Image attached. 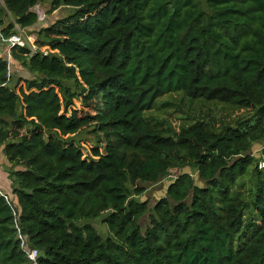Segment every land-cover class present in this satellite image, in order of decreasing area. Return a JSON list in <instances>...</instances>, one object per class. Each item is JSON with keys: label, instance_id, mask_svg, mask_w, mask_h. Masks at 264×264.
<instances>
[{"label": "trees", "instance_id": "1", "mask_svg": "<svg viewBox=\"0 0 264 264\" xmlns=\"http://www.w3.org/2000/svg\"><path fill=\"white\" fill-rule=\"evenodd\" d=\"M45 3L73 12L12 47L32 76L0 56V264H34L20 235L37 264H264V0H0L2 36Z\"/></svg>", "mask_w": 264, "mask_h": 264}, {"label": "rangeland", "instance_id": "2", "mask_svg": "<svg viewBox=\"0 0 264 264\" xmlns=\"http://www.w3.org/2000/svg\"><path fill=\"white\" fill-rule=\"evenodd\" d=\"M33 10L35 12L38 13L40 19H39V22H38V27L37 29L43 27V26H47L49 24H52L53 22H55L57 19L59 18H62V17H65L67 15H69L70 13L73 12V9L71 7H68V6H62L60 8H58L57 10H55L54 12H49L50 10V4L49 3H45V4H41V5H37L33 8ZM36 29V30H37ZM34 31V30H33ZM29 33V31H28ZM34 41V38L32 39ZM37 40V39H35ZM41 51H45V52H50V50L47 48V47H42L40 48ZM28 72H30L28 70ZM31 73V72H30ZM33 73H31L30 75H27V77H31ZM25 75V73H24ZM21 85H23V83H21ZM20 86V85H19ZM170 100H172V98H170L169 96H165L163 97L160 101H159V106L161 104H164L165 102H169ZM74 106L72 108H75L76 110H78V112L81 114V115H84V111H80L81 109V101L78 100V99H75L74 101ZM184 104L185 106L183 107V105L181 104V109H180V112H176L174 111V107L172 106H160L159 109H156L158 111H156L158 114H161L162 116H166L168 113H171L173 112V114L170 116V118L172 119L173 123L178 126L179 124V116L180 115H186V114H190V115H193V113L195 112V107L196 106H199V104L197 103H194L193 104V108H192V112H189V109L187 108V105H189L188 103V100L184 101ZM202 105V104H201ZM206 108H204V112H206ZM75 138L77 140H79V143H80V146L85 154V156H87V158H91V155H92V149H93V143H95V137L92 133H90V130L88 129H84L83 131H81L80 133H78ZM1 148V147H0ZM258 150H260V152H258V154L262 155V150H264V142L257 146ZM257 150V151H258ZM101 151H104V146L101 148ZM0 153L2 154V148H1V151ZM0 154V163L2 162L1 160V157L2 155ZM3 166V165H2ZM261 166H264V161L261 162ZM188 171L190 173L193 174V176L195 178H198L197 176V172L192 170V169H188ZM176 172V171H174ZM173 173V172H171ZM177 175H178V172H177ZM166 183L167 181H164L162 180L160 183H154V184H145L146 185V192L144 193V195L141 196L142 199H149L150 200V206H153L156 201L164 195V192H165V189H166ZM1 192H4L3 190ZM7 195L11 198V200L14 199L13 197V193H8L7 192ZM101 218H98L94 221H92V224L97 228V230L101 233V235L103 237H107L110 232L108 230V227L106 224L102 223L101 220H99ZM140 224L143 228V230H145L149 225H150V220H149V215L148 213L142 217L141 221H140Z\"/></svg>", "mask_w": 264, "mask_h": 264}, {"label": "crops", "instance_id": "3", "mask_svg": "<svg viewBox=\"0 0 264 264\" xmlns=\"http://www.w3.org/2000/svg\"><path fill=\"white\" fill-rule=\"evenodd\" d=\"M37 27H38V25L36 24L34 26L28 27L25 30H22V32L24 33L23 35L25 37H31L32 39L34 38V40H35L36 34L33 32L37 29ZM28 31H29V33H28ZM11 49H12V46L2 36L1 27H0V56L8 60L10 70H11V73L13 74V76L29 78V77H27V75H30L31 73L28 72L27 69L22 67V65L20 64L19 61L15 60L12 57ZM24 73H25V75H24ZM1 148H0V151H1ZM2 154H1L2 155V157H1L2 162L0 163V190L1 191L3 190L4 191L3 193L7 194V192L12 193V183H11V180L9 179L8 172L6 171V167L9 165V162H8L7 157L3 153V149H2Z\"/></svg>", "mask_w": 264, "mask_h": 264}, {"label": "built area", "instance_id": "4", "mask_svg": "<svg viewBox=\"0 0 264 264\" xmlns=\"http://www.w3.org/2000/svg\"><path fill=\"white\" fill-rule=\"evenodd\" d=\"M39 19H40V17H39ZM18 30H19V34L12 35L8 39H6L10 43V45L12 47L13 46H21V47L29 46L32 51H35L37 49V46L35 45V40L33 41L31 37H25L23 35L24 33L22 32V30H20L19 28H18ZM174 171H176V172H174ZM171 172H173V173H171ZM171 172L169 173L168 178L176 177L181 173L180 169H173V170H171ZM177 172H178V175H177ZM3 194L5 195L8 202L11 203V201H12L11 198L7 194H5V193H3ZM14 212L16 214L15 210H14ZM20 239L22 240L23 248L28 253L29 259L32 260L34 262V264H37L36 260H37L38 254H39L38 250L37 249H29L27 247V244H26V239L22 235H20Z\"/></svg>", "mask_w": 264, "mask_h": 264}]
</instances>
